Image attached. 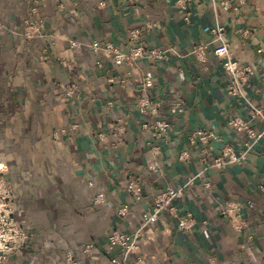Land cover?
<instances>
[{"label": "crops", "instance_id": "1", "mask_svg": "<svg viewBox=\"0 0 264 264\" xmlns=\"http://www.w3.org/2000/svg\"><path fill=\"white\" fill-rule=\"evenodd\" d=\"M229 1L225 9L219 0H191L184 10L176 0H0V164L17 182L15 214L33 238L6 264H69V249L82 264H111L109 232L133 231L168 186H185L174 201L177 216L164 211L146 226L128 264H264V141L242 162H214L223 148L240 152L251 141L230 120L264 109V0ZM26 22L41 35L26 37ZM217 24L233 58L251 68L238 97L228 93L221 58L209 50L201 63L191 53L211 39L204 28ZM133 30L146 47L172 54L116 66L89 46L101 39L129 49ZM70 39L82 41L81 49H71ZM68 84L76 97L66 96ZM145 94L162 100L171 125L165 136L152 137L154 117L138 111ZM253 121L263 129L261 117ZM73 122L76 131L54 137ZM152 145L160 148L158 171L148 168ZM132 180L140 198L128 191ZM101 191L106 199L95 204ZM229 202L239 209L224 216ZM189 214L190 231L179 225ZM86 243L94 246L85 251Z\"/></svg>", "mask_w": 264, "mask_h": 264}, {"label": "built area", "instance_id": "2", "mask_svg": "<svg viewBox=\"0 0 264 264\" xmlns=\"http://www.w3.org/2000/svg\"><path fill=\"white\" fill-rule=\"evenodd\" d=\"M191 0H176L178 6L182 9L187 10V6ZM222 2L223 8L227 9L230 6L229 0H219ZM244 2V0H241ZM43 19H40V23ZM27 23V22H26ZM24 35L28 38H34L40 36L39 26H34L33 24L27 23ZM205 31L209 32L211 39L203 45L195 46L191 53L194 57L201 63H205L208 60L209 50L213 52L216 56L221 58V64L224 71L230 75V83L228 86V93L234 97H238L241 94V89L243 84L248 80L251 72L249 66H242L238 61L233 58L230 45L228 44L225 37V29L221 24H217L215 27L206 26ZM141 32L139 30H133L130 33V48L124 49L121 46L115 44L111 40H101L95 39L90 43L91 49L97 52H103L111 57L112 62L116 66L129 65L133 66L136 61L142 58H152V59H166L172 54L174 48L162 49L158 47H146L143 44L141 38ZM69 46L73 50L81 49L83 42L77 39H70L68 41ZM261 51V50H259ZM63 66L67 67L69 70L74 69V65L68 60L60 59ZM97 66L103 67V61L99 59ZM122 82H125L122 80ZM145 88H151L153 86V81L151 78H147L144 83ZM73 84H68L66 87V96L73 98L76 97V91ZM183 101L178 100L174 103L175 107L182 106ZM138 111L141 115L147 116L151 115L154 117V123L152 125L153 132L152 137L165 136L171 125L170 122L161 116L162 114V100L153 99L149 94L143 95L137 103ZM256 117H261L264 122V109L255 108L253 115L248 118L235 117L230 120V125L238 132L245 133L247 137L251 140L246 143V149L237 152L233 147L227 146L222 149L221 154L215 158V165L224 167L225 164L229 162H242L249 152L259 141H264V127L262 130H256L253 127V120ZM79 125L77 122L70 124L68 128H60L54 131V137L56 139H61L68 136L71 132L78 129ZM144 127H147L145 124ZM119 134H123L124 126L119 124L116 127ZM200 134V132L198 133ZM104 136L103 133L100 134ZM212 135L202 136L203 138H208ZM152 144V141L150 142ZM152 154L154 159L148 162V168L153 171L159 170L158 156L160 154V148L157 145H152ZM187 154H181V158H185ZM3 165V164H0ZM211 185L208 182L206 188L210 189ZM185 186L179 188L166 187L161 192H159L153 202L151 211L144 212L142 214L143 221L139 226H137L131 232H123L119 230H112L107 235V254L109 255V260L111 264H128L131 254L140 248V242L143 236V230L149 224L157 222L160 214L164 211H170L176 214L174 201L183 195ZM260 188L264 190V184L260 185ZM128 191L135 196L140 198L142 194L141 186L138 181L132 180L128 184ZM106 199L104 192H98L95 196V204L103 203ZM251 203V202H250ZM15 194L14 188L11 181L3 176H0V264H6L9 257L16 251L21 250L26 245L32 242L31 232L25 228L17 219L15 214ZM234 209H239V204L235 202H229L225 205L221 213L224 216L229 215ZM129 212L128 206L123 205L119 208V214L121 216L127 215ZM177 216V214H176ZM237 225L235 228L237 230H242L244 227V221L240 217L236 218ZM194 220L189 214L187 217L179 218V225L182 229L188 231L191 230ZM94 246L93 243H86L84 246L85 251H89ZM66 260L69 264H82L79 261L72 250H66L65 252Z\"/></svg>", "mask_w": 264, "mask_h": 264}, {"label": "rangeland", "instance_id": "3", "mask_svg": "<svg viewBox=\"0 0 264 264\" xmlns=\"http://www.w3.org/2000/svg\"><path fill=\"white\" fill-rule=\"evenodd\" d=\"M8 171H9L8 167L5 164L0 165V176L8 178L11 181L12 185H13L14 194H15V206H16L17 196H19L18 193H17V190H16L17 182L14 179V177L11 176V174H8Z\"/></svg>", "mask_w": 264, "mask_h": 264}]
</instances>
